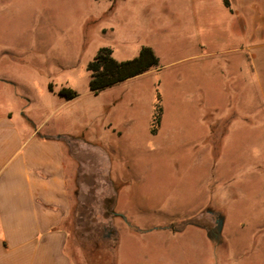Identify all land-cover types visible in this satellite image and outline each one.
I'll return each mask as SVG.
<instances>
[{"label":"rangeland","instance_id":"1","mask_svg":"<svg viewBox=\"0 0 264 264\" xmlns=\"http://www.w3.org/2000/svg\"><path fill=\"white\" fill-rule=\"evenodd\" d=\"M141 46L156 67L89 90L100 48L124 61ZM0 75L63 134L71 264H116L119 233L123 258L183 252L196 241L165 232L196 228L215 237L218 264H264V0H0ZM131 171L118 208L154 220L155 237L132 239L105 211Z\"/></svg>","mask_w":264,"mask_h":264},{"label":"crops","instance_id":"2","mask_svg":"<svg viewBox=\"0 0 264 264\" xmlns=\"http://www.w3.org/2000/svg\"><path fill=\"white\" fill-rule=\"evenodd\" d=\"M20 87L14 79L0 75V264H71L62 226L70 211L71 172L60 138L63 134L55 128L44 130L45 118L32 116V100ZM135 177L131 171L115 178L121 183L115 214L132 225L129 235L136 240L154 236L156 228L154 220L135 222L127 210L118 208L126 190L136 191ZM139 197L147 200V196ZM137 207H143L144 213L150 211L146 204ZM197 230L165 232V240L190 237L196 241L183 252H146L131 254L129 259L121 256L119 233L116 264H218L216 249L210 242L215 237Z\"/></svg>","mask_w":264,"mask_h":264},{"label":"trees","instance_id":"3","mask_svg":"<svg viewBox=\"0 0 264 264\" xmlns=\"http://www.w3.org/2000/svg\"><path fill=\"white\" fill-rule=\"evenodd\" d=\"M157 64L158 58L149 46H141L136 57L124 61L115 60L109 48H100L87 65L89 73L88 88L91 92L97 93L104 88L141 75L156 67ZM49 89L51 90V85H49ZM57 94L66 100H71L77 96L74 90L65 87L60 88ZM156 117L158 122L159 114ZM155 130L156 128L152 129L151 133L154 134ZM105 211L107 214L116 216L108 205L105 206Z\"/></svg>","mask_w":264,"mask_h":264},{"label":"water","instance_id":"4","mask_svg":"<svg viewBox=\"0 0 264 264\" xmlns=\"http://www.w3.org/2000/svg\"><path fill=\"white\" fill-rule=\"evenodd\" d=\"M206 212L209 213V214L214 215V212L211 211V210H206ZM216 223H217V228H216V230L218 231V230L220 229V224H221V222L217 219Z\"/></svg>","mask_w":264,"mask_h":264},{"label":"flooded vegetation","instance_id":"5","mask_svg":"<svg viewBox=\"0 0 264 264\" xmlns=\"http://www.w3.org/2000/svg\"><path fill=\"white\" fill-rule=\"evenodd\" d=\"M209 235H212V233H209Z\"/></svg>","mask_w":264,"mask_h":264}]
</instances>
